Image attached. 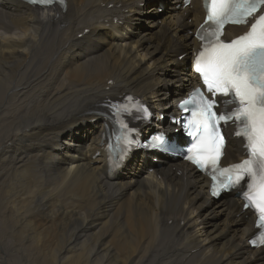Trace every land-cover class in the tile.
<instances>
[{
    "label": "bare ground",
    "instance_id": "1",
    "mask_svg": "<svg viewBox=\"0 0 264 264\" xmlns=\"http://www.w3.org/2000/svg\"><path fill=\"white\" fill-rule=\"evenodd\" d=\"M203 18L201 0H67L66 11L2 2L0 262L18 252L26 264L36 249L40 264H264L233 195L213 201L193 168L149 155L110 175L100 145L104 101L134 95L165 119L192 89L190 31ZM227 152L241 159L236 140Z\"/></svg>",
    "mask_w": 264,
    "mask_h": 264
},
{
    "label": "snow or ice",
    "instance_id": "2",
    "mask_svg": "<svg viewBox=\"0 0 264 264\" xmlns=\"http://www.w3.org/2000/svg\"><path fill=\"white\" fill-rule=\"evenodd\" d=\"M30 3L51 6L57 0H29ZM63 5L64 0H58ZM206 19L197 33V39L202 46L194 61V69L198 73L203 88L194 89L190 96L182 101L181 108L190 116L181 121L189 136L200 133V143H193L188 152L194 148L199 151L187 156L198 167L206 168L211 164L213 180L217 179L215 172L224 175L220 181L222 189L231 190L234 187L247 185L244 192L247 209L258 212V227L264 228V0H205ZM260 12L250 29L235 40L223 41L220 37L227 23H248V18ZM205 90L211 96H205ZM217 94L224 97L225 105H235L231 111H215ZM131 100L132 98H127ZM115 115L120 109L127 110V105L117 104ZM142 108L143 106H139ZM147 113V109H143ZM130 114V113H129ZM150 115V114H149ZM232 122L237 125L236 135L244 142L247 159L228 168H218L217 162L221 154L219 142L224 138L218 132L219 122ZM189 124L192 130L189 131ZM128 130L123 125L122 132ZM207 134V135H205ZM120 139L126 141L125 150L133 141L126 135ZM159 141L157 147L166 143L162 136H155ZM254 185L256 195H253ZM212 194L219 195L216 184L212 186ZM261 243H264V233H261ZM255 244V241H252Z\"/></svg>",
    "mask_w": 264,
    "mask_h": 264
},
{
    "label": "rangeland",
    "instance_id": "3",
    "mask_svg": "<svg viewBox=\"0 0 264 264\" xmlns=\"http://www.w3.org/2000/svg\"><path fill=\"white\" fill-rule=\"evenodd\" d=\"M72 205V206H71ZM74 204H69L68 205V207L66 206V210L68 211V210H77V211H81L82 209H81V207L80 206H77V205H74ZM69 206L71 207L70 209H69ZM73 207V208H72ZM80 207V208H79ZM81 212H83V210L81 211ZM41 222H43V224H45V222L46 221H41ZM54 235H52L51 237H50V240L48 239V242H47V245H46V248H45V254H47V253H50V252H53L52 251V249H54L56 246H57V238H56V236H54ZM54 240V241H53ZM50 241V242H49ZM55 241H56V244H55ZM54 243V244H53ZM49 246V247H48ZM57 248V247H56ZM29 250H31V251H29ZM34 250H35V253H34ZM38 251V252H37ZM24 252H25V254H26V264H40V263H42L45 259L43 258V256H42V254H43V252L42 251H39V250H36V249H26V250H24ZM31 254H30V253ZM32 252H33V255H32ZM40 253H42L41 254V256H40ZM29 254H30V256H29ZM38 254V255H37ZM12 256H14L15 258H13ZM29 256V257H28ZM38 256H40V258H42V259H39L38 258ZM32 257H34L35 259H36V261H35V259L34 258H32ZM12 259V260H11ZM31 259V260H30ZM39 259V260H38ZM0 260H1V254H0ZM41 260V261H40ZM55 260L56 259H51V262H49V261H45V263H47V264H53L54 262H55ZM37 261H39V263L37 262ZM53 261V262H52ZM0 264H4L3 262H0ZM10 264H25V262L23 261V259H22V255H21V253H18V252H14V253H12L11 255H10ZM76 264H80V263H78V262H76Z\"/></svg>",
    "mask_w": 264,
    "mask_h": 264
}]
</instances>
